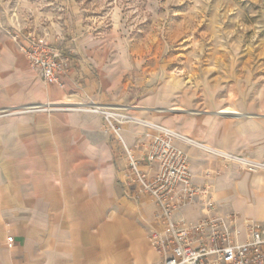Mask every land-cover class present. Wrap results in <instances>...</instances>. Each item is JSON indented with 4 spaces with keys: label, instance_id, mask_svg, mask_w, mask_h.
Listing matches in <instances>:
<instances>
[{
    "label": "crops",
    "instance_id": "crops-1",
    "mask_svg": "<svg viewBox=\"0 0 264 264\" xmlns=\"http://www.w3.org/2000/svg\"><path fill=\"white\" fill-rule=\"evenodd\" d=\"M91 54L77 53L81 64L59 87L29 68L15 42H0V108L92 100L123 106L209 147L264 155L261 97L227 114L209 103L155 109L165 97L133 96L124 81H105ZM145 131L136 123L122 126L123 139L137 156L142 153L137 140ZM175 143L188 155L194 183L210 185L217 214L234 213L242 233L245 219H264V170L241 169L195 145ZM126 164L121 145L103 131L98 114L55 109L0 117V264H158L147 239L157 226L155 206L127 181ZM140 166L153 173L143 161ZM200 210L196 199L180 214L195 221Z\"/></svg>",
    "mask_w": 264,
    "mask_h": 264
},
{
    "label": "rangeland",
    "instance_id": "rangeland-1",
    "mask_svg": "<svg viewBox=\"0 0 264 264\" xmlns=\"http://www.w3.org/2000/svg\"><path fill=\"white\" fill-rule=\"evenodd\" d=\"M13 28L91 52L105 81L165 97L155 109H264V0H0V42Z\"/></svg>",
    "mask_w": 264,
    "mask_h": 264
},
{
    "label": "built area",
    "instance_id": "built-area-1",
    "mask_svg": "<svg viewBox=\"0 0 264 264\" xmlns=\"http://www.w3.org/2000/svg\"><path fill=\"white\" fill-rule=\"evenodd\" d=\"M19 51L26 57L29 68L46 84L64 85V77L81 64L74 52L68 53L49 41L45 35L13 28L8 31ZM55 109H73L98 114L103 131L121 145L127 164L124 175L136 194H147L155 206L156 228L149 230L147 239L158 255V264H264V219L244 220L242 233L234 213H216L210 185L193 181L188 155L176 145L181 140L215 155L225 164H234L248 171L264 170V155L256 158L226 152L194 141L160 123L138 118L127 108L92 100L71 105L54 102L31 103L18 107L0 108V117ZM125 123L144 126L146 131L137 140L140 156L128 147L122 136ZM143 161L153 170L151 175L141 169ZM199 199L201 215L187 220L182 208ZM14 239L6 238L12 247Z\"/></svg>",
    "mask_w": 264,
    "mask_h": 264
},
{
    "label": "bare ground",
    "instance_id": "bare-ground-1",
    "mask_svg": "<svg viewBox=\"0 0 264 264\" xmlns=\"http://www.w3.org/2000/svg\"><path fill=\"white\" fill-rule=\"evenodd\" d=\"M220 111H222V110H220ZM220 111H219V112H220ZM221 113H222V114H227V113H223V112H221ZM221 113H220V114H221Z\"/></svg>",
    "mask_w": 264,
    "mask_h": 264
}]
</instances>
